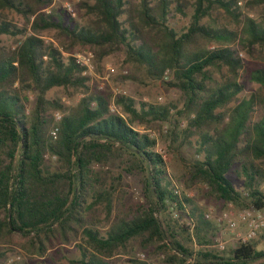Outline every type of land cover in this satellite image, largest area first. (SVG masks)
<instances>
[{
    "label": "trees",
    "instance_id": "1",
    "mask_svg": "<svg viewBox=\"0 0 264 264\" xmlns=\"http://www.w3.org/2000/svg\"><path fill=\"white\" fill-rule=\"evenodd\" d=\"M241 1L81 0L86 21L78 24L63 14L46 13L54 0H0V37H11L16 45L0 41L1 264L17 248L44 258L72 243L81 257L70 264H114L118 254L152 246L170 249L166 264H186L194 257L197 264H264V249L258 250L264 232L217 252L203 248L214 244L219 228L205 219L198 202L184 199L194 218L192 232L169 218L175 200L183 205L173 195L166 161L149 131L160 132L176 106L116 95L114 103L127 120L112 112L111 95L91 89L73 57L76 47L92 49L98 60L124 52L149 80L180 93L184 105L177 116L188 118L183 132L186 140L197 135L195 148L202 156L190 168L188 186L203 185L211 198L239 210L264 211V117L250 123L264 97L257 93L237 102L245 89L240 79L244 63L234 48L250 56L263 52L264 16L243 15ZM257 6L264 0L246 1L248 10ZM6 10L22 15L27 26L10 21ZM215 11L237 28L221 26ZM178 14L189 18L181 31L171 23ZM45 29L64 37L59 47L38 37ZM251 80L264 87V69L254 70ZM55 88H73L83 96L66 106L60 96L48 97ZM30 93L34 103L28 109ZM56 111L64 117L53 140ZM180 123L167 133L171 144L179 139ZM234 165L245 178L243 192L227 177ZM122 176L142 184L144 203L136 208L119 195ZM158 214L165 215L164 221ZM195 244L201 249L195 251Z\"/></svg>",
    "mask_w": 264,
    "mask_h": 264
},
{
    "label": "rangeland",
    "instance_id": "2",
    "mask_svg": "<svg viewBox=\"0 0 264 264\" xmlns=\"http://www.w3.org/2000/svg\"><path fill=\"white\" fill-rule=\"evenodd\" d=\"M246 1L242 0L239 3V7L243 15H249L253 19H260L264 16V6H257L254 8V11L248 10L246 7ZM81 0H54L53 4L46 7L44 11L46 13H58L63 14L67 22L74 20L78 24H84L86 21L85 11L80 6ZM70 7V9H69ZM190 13V10H188ZM5 14L8 16L9 20L17 24L19 27L27 26L24 17L13 10H6ZM214 18L219 22L221 26H227L230 29L237 28L234 20L225 15L222 11H215L213 13ZM189 18L184 17L183 15H176L175 18L171 20L172 26L178 31H181L188 25ZM29 26V25H28ZM243 27V24L240 25V29ZM32 34V31L29 33ZM38 37L43 39L47 44L53 43L55 47H59L60 42L64 40V37H61L58 30L56 29H45L38 32ZM1 45L14 48L15 42L14 39L7 36L0 37ZM236 50H239L240 55L243 59L244 67L240 71V79L244 83L245 89L238 96L237 102L242 101L243 99H249L253 95L259 93L264 97V87L260 84L251 80V74L256 69H264V50L263 52H257L253 56L248 55L245 51L241 50L239 46L234 47ZM91 52L93 54L92 67L88 70L87 76L89 78L88 84L92 90L102 91L111 95V109L114 113H119L127 120L129 116L125 114L119 107L114 103V98L116 95H126L134 98L137 102L150 103L154 105H165L173 104L176 108H173L171 111V120L167 125L159 131H149L151 136L157 139V145L155 150L160 153L164 160L166 161L167 170L169 179L172 182V192L178 188L180 192L179 200L183 201V209L179 207H174L173 204L170 206L169 218L178 222L180 225L184 224L185 220L190 218L194 221L193 215L191 213V207L187 202L184 201L185 197L190 200H195L198 202V205L203 209L204 217L205 214L209 211H213V218L209 221L216 223L219 228V233L214 239V244L205 246V249H213L217 252L227 251L229 248L237 245L238 234L244 233L245 227L243 224H240L238 229L235 231L229 230L224 225H219L217 218L220 213L225 211L228 208V205L223 201L215 200L210 197L207 192V189L203 185H195L193 187L188 186V181L190 179V168L195 159H201V155L197 154L195 143L198 141V137L191 136L189 139L186 134H184V129H186V124L188 118L186 115L179 117L177 113L183 109L184 99L183 96L177 91L168 88L165 83L161 81H151L149 80L143 68L138 65L128 61L124 52H118L114 55L106 57L104 60H98L95 57V54L90 48H81L76 47L73 57L80 53ZM66 57H69L68 54H65ZM46 60V59H45ZM128 77H133L130 79ZM170 79H166L169 81ZM29 104L28 109H31L34 103V95L32 93L28 94ZM60 96L62 102L66 106L76 105L79 100L82 98V93L80 90L70 88L69 90L63 88H55L48 93L49 98ZM236 102L230 104V107H235ZM61 111L53 112V125L54 127V114ZM264 117V105H259L256 107L255 111L251 114L250 123L259 121ZM177 121H180L179 127H177V135L179 136L176 143L168 142V131L174 129L177 125ZM60 127V124H59ZM139 131H144L143 127L136 128ZM50 130V132H51ZM188 141L191 144H188ZM243 142V140L241 141ZM49 158V156H47ZM53 160H56V157H53ZM264 167V164H262ZM239 166L234 165L227 177L233 182L234 187L243 192L244 191V176L238 172ZM120 180L119 195L123 197V201L128 206H133L134 208L138 207L144 203L143 198V188L142 184L133 178H128L122 176ZM261 190L264 193V184L261 185ZM178 197V196H177ZM237 211L239 210L235 207ZM254 210V209H251ZM177 212L180 218L176 219L173 216V212ZM264 212V211H263ZM159 219L163 220L165 215L158 214ZM206 219V218H205ZM164 221V220H163ZM184 223H182V222ZM195 224V223H194ZM188 227V226H186ZM188 229L192 232L190 227ZM264 232V231H263ZM263 232L256 238L259 239ZM220 241H223L226 244L225 250H220L217 245ZM201 249L199 245H194V250L197 251ZM264 249V244L260 243L258 250ZM170 249L162 248L158 249V246H152L146 250L136 249L132 254L121 253L118 254L114 259V264H139L141 262H146L148 264H166L165 260L170 253ZM140 254L145 255L144 261L137 260V257ZM81 257L80 250L78 245L72 243L66 246H58L51 251L44 258L38 256L28 255L24 250L17 248L16 253H10L8 259H6L4 264H70L71 261L79 259ZM137 262V263H136ZM1 264V263H0ZM194 264H197L195 259Z\"/></svg>",
    "mask_w": 264,
    "mask_h": 264
},
{
    "label": "built area",
    "instance_id": "3",
    "mask_svg": "<svg viewBox=\"0 0 264 264\" xmlns=\"http://www.w3.org/2000/svg\"><path fill=\"white\" fill-rule=\"evenodd\" d=\"M44 58L47 59V56H45ZM74 58H75L76 63L80 67L84 68V74L86 75L88 70H90L92 67L93 54L91 52L80 53L76 55ZM168 77H169V73L166 72L165 79H168ZM93 105L95 106L96 104L93 103ZM63 117L64 115L61 114L60 112H57L54 114L55 125L50 132V136L53 140L58 139L59 129H60L59 124L62 121ZM174 194L175 196H178L179 198L180 192L178 188L174 190ZM180 201L182 202V205H183V201L182 200ZM172 204L176 208L178 207L179 202L178 200H175ZM173 216L176 219L180 218L179 214L176 211L173 212ZM205 218L207 220L212 219L213 211L209 210L205 214ZM184 222L182 223L190 227L191 230L195 226L194 221L190 218L186 219ZM217 222L219 225H224L231 231L237 230L240 224L244 225L245 227L244 233L238 234L239 237H238L237 245H239L241 243L249 242L252 239H256L264 231V212L260 210H251V209L237 211L232 204H229L228 208L222 213H220L219 217L217 218ZM217 247L220 250H225L226 244L223 241H220ZM144 259H145L144 254H140L137 257V260L139 261H144ZM194 262H195V257L190 258L186 264H194Z\"/></svg>",
    "mask_w": 264,
    "mask_h": 264
}]
</instances>
